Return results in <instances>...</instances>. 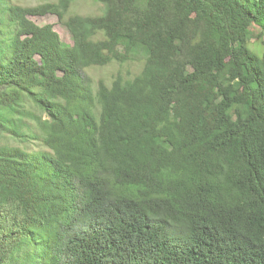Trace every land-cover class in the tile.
<instances>
[{"label":"trees","instance_id":"16d2710c","mask_svg":"<svg viewBox=\"0 0 264 264\" xmlns=\"http://www.w3.org/2000/svg\"><path fill=\"white\" fill-rule=\"evenodd\" d=\"M72 1L0 0V264H264V0Z\"/></svg>","mask_w":264,"mask_h":264},{"label":"rangeland","instance_id":"374dc122","mask_svg":"<svg viewBox=\"0 0 264 264\" xmlns=\"http://www.w3.org/2000/svg\"><path fill=\"white\" fill-rule=\"evenodd\" d=\"M21 5L33 6L39 3L54 1V0H16ZM103 5L95 0H73L69 7L68 15L80 14V15H97L102 12ZM30 19L38 25L52 24L54 30L59 34L60 39L67 43L72 44V38L68 29L64 26L62 21H59L57 16L53 14L46 15H36L30 16ZM254 33L250 37V43L253 44L255 41ZM142 68L141 61H129L124 63L122 66L116 62H112L106 66L102 67H92L88 69V74L96 83L99 79H103L105 82L109 83L114 75L121 70L125 77H132L137 74Z\"/></svg>","mask_w":264,"mask_h":264}]
</instances>
